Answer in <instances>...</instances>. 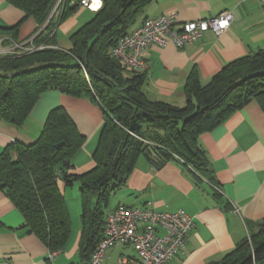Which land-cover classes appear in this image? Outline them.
<instances>
[{"label": "trees", "instance_id": "16d2710c", "mask_svg": "<svg viewBox=\"0 0 264 264\" xmlns=\"http://www.w3.org/2000/svg\"><path fill=\"white\" fill-rule=\"evenodd\" d=\"M5 1L35 20L32 43L44 47L0 55V120L22 127L40 95L57 90L88 98L101 109L104 121L92 155L94 166L82 175L67 173L84 138L60 107L49 112L36 140L26 145L15 141L0 154V192L21 214L20 228L36 235L51 254L63 248L70 233L59 180L66 186L79 183V252L88 262L103 239L110 196L126 182L140 156L154 152L184 166L195 179L207 177L208 162L197 137L252 100L264 110V50L224 66L206 85L191 75L182 107L148 99L143 92L146 74L127 69L110 50L152 0H100L94 16L70 35L68 50L52 44L53 29L78 7H69L72 0H66L55 19L58 0ZM21 23L0 27V44H18ZM210 264H264V219L255 233Z\"/></svg>", "mask_w": 264, "mask_h": 264}, {"label": "crops", "instance_id": "0c3cea01", "mask_svg": "<svg viewBox=\"0 0 264 264\" xmlns=\"http://www.w3.org/2000/svg\"><path fill=\"white\" fill-rule=\"evenodd\" d=\"M76 4L72 0L69 7ZM90 7H95V13L100 0H92ZM223 11L232 12L233 20L220 36L207 31L198 41L183 48H177L168 40L165 46L152 45L146 49L144 57L148 70L143 92L148 99L182 107L185 84L191 75H195L201 85H206L224 66L264 50V3L255 0H152L143 8L128 32L144 19L164 14H175L179 21L187 22L212 19ZM19 22L22 23L17 43L32 40L38 29L35 20L0 0V27ZM77 24L74 18L59 22L53 29L55 36L59 29L66 33L74 31ZM52 44L63 49L54 41ZM14 45L11 42L5 49ZM57 107L67 113L84 138L69 160L71 167L67 173L82 175L91 170L94 166L92 155L104 123L102 111L88 98L71 97L57 90L40 95L22 127L0 120V154L15 141L26 145L36 140L49 112ZM197 143L205 152L209 176L195 179L184 166L161 160L151 152L149 157L137 159L126 182L112 192L113 203L109 200L105 209L106 216L119 204L159 212L183 210L190 216L195 228L185 249L169 264L218 262L247 235L255 233L264 219V110L260 104L250 101L214 129L199 135ZM57 186L69 215L70 233L63 248L52 254L36 235L20 228L21 214L0 192V264L87 263L79 252V183L66 186L59 180ZM134 256L131 247L114 246L107 251L102 264H118L121 257Z\"/></svg>", "mask_w": 264, "mask_h": 264}, {"label": "built area", "instance_id": "2783aa9c", "mask_svg": "<svg viewBox=\"0 0 264 264\" xmlns=\"http://www.w3.org/2000/svg\"><path fill=\"white\" fill-rule=\"evenodd\" d=\"M255 1L264 3V0ZM91 2L79 0L77 5L90 7ZM63 6L59 1L52 14L60 15ZM232 20L233 14L230 11H223L212 19L187 22L179 21L175 14L147 18L120 38L111 48L110 55L132 72L147 74L148 65L144 53L150 46L162 47L171 40L177 48H183L198 41L207 31L216 36L222 35L229 29ZM13 47L34 51L43 48L44 44L34 46L32 40H29ZM7 53L0 47V55ZM194 228L193 219L183 210L159 212L119 204L107 214L103 239L95 246L86 264H102L107 251L114 246H129L135 253L131 258L121 257L118 264H169L174 256L185 249Z\"/></svg>", "mask_w": 264, "mask_h": 264}, {"label": "rangeland", "instance_id": "374dc122", "mask_svg": "<svg viewBox=\"0 0 264 264\" xmlns=\"http://www.w3.org/2000/svg\"><path fill=\"white\" fill-rule=\"evenodd\" d=\"M59 1H60L61 6H63L64 3L66 2V0H58L57 3L55 4V6L58 4ZM73 1H75V0H73ZM60 8L61 7H59L58 10H60ZM94 11H95V7H77L72 12V14L65 17L64 20L74 18L75 21L78 23L77 28H79L80 26L85 24L88 20H90L94 16ZM52 16H53V19H55L56 17L59 16V14L55 15V16H54V14H52ZM77 28L74 29V31L77 30ZM74 31H72V32H74ZM66 32L67 31L64 32L63 30L59 29L57 32V35L54 37V42H56L58 45L62 46L63 50H66V48H68V49L70 48L69 37L72 34V32H70V33H66ZM10 44L11 43L9 41H7V42L4 41V42H1L0 47H1V49H4L6 51V53H7V51H9L10 54H12V53L13 54L30 53L31 52L30 50H27V48L25 50H20V49H17L15 47H11L10 49L9 48L5 49V48L9 47ZM32 45H33V43H32ZM147 133L149 136L152 135L150 130H148ZM112 203H113V194L111 195V198H110V204H112ZM104 212H106V210Z\"/></svg>", "mask_w": 264, "mask_h": 264}, {"label": "water", "instance_id": "95a60500", "mask_svg": "<svg viewBox=\"0 0 264 264\" xmlns=\"http://www.w3.org/2000/svg\"><path fill=\"white\" fill-rule=\"evenodd\" d=\"M60 145H61V144H57V145H56V148H59V147H60Z\"/></svg>", "mask_w": 264, "mask_h": 264}]
</instances>
